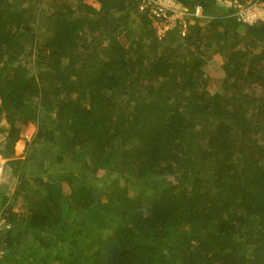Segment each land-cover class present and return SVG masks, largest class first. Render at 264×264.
<instances>
[{"label":"trees","instance_id":"16d2710c","mask_svg":"<svg viewBox=\"0 0 264 264\" xmlns=\"http://www.w3.org/2000/svg\"><path fill=\"white\" fill-rule=\"evenodd\" d=\"M95 1L0 0V153L36 126L0 264H264V22L179 0L158 39L147 0Z\"/></svg>","mask_w":264,"mask_h":264},{"label":"built area","instance_id":"2783aa9c","mask_svg":"<svg viewBox=\"0 0 264 264\" xmlns=\"http://www.w3.org/2000/svg\"><path fill=\"white\" fill-rule=\"evenodd\" d=\"M226 6L235 9L237 19L244 23H253L264 21V1H244L238 0H221ZM147 4H152L151 13L155 16L154 24L157 34L161 33L173 26H177L179 33L185 35L187 31V19L190 14L194 16L201 15L202 8L196 5L193 10L174 2V0H147ZM144 6H141L143 8ZM2 173V165L0 161V176ZM10 222L4 218H0V230L9 229ZM2 250L0 249V256Z\"/></svg>","mask_w":264,"mask_h":264},{"label":"crops","instance_id":"0c3cea01","mask_svg":"<svg viewBox=\"0 0 264 264\" xmlns=\"http://www.w3.org/2000/svg\"><path fill=\"white\" fill-rule=\"evenodd\" d=\"M16 149V148H15ZM17 153V155H15ZM23 153V152H22ZM17 150H12V153H6L7 155H2L0 153V161L2 165V175L0 176V193L1 196H8L10 199L18 191V185L21 182H29L28 179H26L24 176L26 174H22V168L19 169L20 172L15 173L13 171V168L11 166V163H9L11 160H20L22 161L24 159V155ZM26 172V171H25ZM25 178V179H24ZM20 192V191H19ZM21 196V195H20ZM18 196L17 199L12 203L11 212H15L16 216L19 218L21 216H26L27 214L26 208L27 203L25 199ZM6 205L0 207V218L6 217L8 218L9 214L5 210ZM23 208V209H22Z\"/></svg>","mask_w":264,"mask_h":264},{"label":"rangeland","instance_id":"374dc122","mask_svg":"<svg viewBox=\"0 0 264 264\" xmlns=\"http://www.w3.org/2000/svg\"><path fill=\"white\" fill-rule=\"evenodd\" d=\"M84 1L89 4L90 3L96 4L95 0H84ZM20 20L21 19L19 17V20L17 21L19 22ZM201 24H203V22H201ZM223 62L224 60L217 53L213 55V57L210 59L209 61L210 67L206 70V73L208 75V84L206 85L207 89L211 90L214 89L215 87H218V82L220 81V78L223 76V73L221 72V65L223 64ZM1 123L6 124L4 120H2ZM35 130H36V126L32 122H29L27 125L24 126L20 135V139L17 140L13 145L14 150H17L18 152L20 151L21 153L23 152L22 155H24V157L29 151V147H30V146H26V144L29 143L28 141L31 140V136L33 132H35ZM0 147H3V145H0ZM15 155H17V153ZM13 166L14 167L17 166V163H14ZM80 166L84 168L87 166V163L83 162L82 164H80ZM25 177L28 178L29 182L31 183L29 176L25 175ZM64 186L68 191V187L66 185Z\"/></svg>","mask_w":264,"mask_h":264},{"label":"clouds","instance_id":"9594fccd","mask_svg":"<svg viewBox=\"0 0 264 264\" xmlns=\"http://www.w3.org/2000/svg\"><path fill=\"white\" fill-rule=\"evenodd\" d=\"M174 2H176V3H180L181 5H183V6H186V5H184L181 1H179V0H174ZM91 5H93V6H95V7H97L98 6V4H97V2H96V4H94V3H90ZM198 5V4H197ZM144 6V11H145V7H147V5L145 6V4L143 5ZM196 6V5H195ZM194 6V7H195ZM187 7V6H186ZM142 9V8H141ZM194 9V8H193ZM193 9H190V10H193ZM202 15V14H201ZM201 15H199V16H194V15H192V14H190L189 16H187L186 17V19H187V31H186V34H187V32H188V25L189 24H191V23H194L195 21H196V19L197 18H199V17H201ZM198 22H199V24L200 25H204V21H203V19L201 18V19H199L198 20ZM201 22H203V24H201ZM261 22H264V21H261ZM254 23V22H253ZM247 24H249V23H247ZM250 24H252V23H250ZM152 27H153V29L155 30V35H156V37L158 38V39H161L162 37H165V35L168 33V32H173V31H175L179 36H185V35H181L180 33H179V30H178V27L177 26H173V27H171V28H169V29H167V30H165V31H163L162 33H161V35H159V34H157V31H156V27H155V24H154V20L152 21ZM31 138H32V136H31ZM1 175H2V173H1ZM2 218H4V219H6L5 217H2Z\"/></svg>","mask_w":264,"mask_h":264}]
</instances>
